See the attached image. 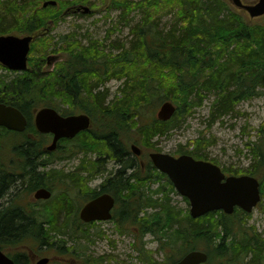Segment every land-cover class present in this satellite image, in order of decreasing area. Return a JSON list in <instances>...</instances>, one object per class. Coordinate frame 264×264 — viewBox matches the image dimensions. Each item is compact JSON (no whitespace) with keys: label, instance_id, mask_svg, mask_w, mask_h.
Listing matches in <instances>:
<instances>
[{"label":"trees","instance_id":"1","mask_svg":"<svg viewBox=\"0 0 264 264\" xmlns=\"http://www.w3.org/2000/svg\"><path fill=\"white\" fill-rule=\"evenodd\" d=\"M44 1L0 0L1 12L10 19L8 25L1 15L0 33L40 35L30 45L26 71L9 80L0 73V101L17 107L27 118L23 132L0 127V197L21 184L29 193L45 186L54 194L38 203L19 201L17 194L6 205L0 204V247L21 264L29 251H40L43 246H57L63 253L53 240L74 236L83 226L96 223L80 221L78 208L81 198L96 195L97 189L82 182L74 171L46 170L54 158L81 153L79 164L91 178L103 172L111 158L121 164L117 174L101 184L102 190L115 197L111 221L120 234L132 236L131 245L141 263L171 264L198 249L206 251V264H264V235L247 225L250 213L236 208L227 214L215 210L190 216L188 207L172 201L176 191L167 176L147 155L142 160L144 150L160 151L156 136L185 122L210 93L214 99L209 125L217 116L232 112L238 102L261 92L264 20L250 24L226 0H102L109 3L106 10H121L120 23L128 24L133 13L141 12V20L130 28L128 46L114 43L107 47L91 37L84 44L74 31L51 43L50 33L65 11L83 0H57L53 6H43ZM163 13L172 14L169 31L157 27L156 16ZM49 46V52L58 50L64 57L52 70L44 66ZM41 66L42 71L36 69ZM0 68L5 69L1 64ZM112 78L122 82L117 86L119 94L108 101L109 90L95 88ZM164 100L173 102L176 109L170 119L161 121L155 107ZM45 105L63 115L85 112L92 127L75 140L60 138L55 150L46 151L49 134L40 133L33 123L34 111ZM129 142L142 148L139 158L132 155ZM192 143L193 149L178 145L174 154L208 158L205 149L211 142L204 135ZM254 143H246L252 157L248 168H222L229 174L259 178L262 198L264 133ZM136 159L142 163L138 165ZM146 235L157 242L163 261L154 259ZM102 261L90 255L83 264Z\"/></svg>","mask_w":264,"mask_h":264},{"label":"rangeland","instance_id":"2","mask_svg":"<svg viewBox=\"0 0 264 264\" xmlns=\"http://www.w3.org/2000/svg\"><path fill=\"white\" fill-rule=\"evenodd\" d=\"M5 2L6 0H2ZM88 2L80 1V3L89 6L94 11L87 14H81V12L73 13L69 11L51 31L53 40L55 42L60 35H66V33H72L74 31L77 34V38L82 43L86 44L87 40L91 38L97 39L99 42H103L107 45L110 44H124L128 46L129 40L132 38L130 28L141 20V12H136L131 15L132 19L127 23H120L119 15L121 10L113 7L111 10L107 6L109 3H104L102 0H87ZM135 1V0H133ZM228 1V0H226ZM252 2L253 0H244ZM231 5V0L228 1ZM233 6V5H232ZM235 7V6H234ZM238 12L244 14L247 22L253 24L254 22H261L264 20V15L260 17L251 18L248 14L235 7ZM0 7V17L8 25L10 19L8 14L2 13ZM156 20L158 22V29L169 31L172 25L173 17L170 13H163L160 17L157 15ZM116 29L114 30L113 28ZM113 29V30H112ZM9 32V31H8ZM58 47V46H56ZM50 46L47 48L46 54H55L60 52H49ZM51 48L53 45L51 44ZM41 49V47H40ZM108 50V48H106ZM116 51V49H114ZM35 58V57H34ZM0 73L3 74L7 80L15 77L18 73L12 70H5L0 68ZM122 82V79L112 78L107 80L103 85H99L95 88L104 90L107 88L109 94L107 96L108 101L112 100L115 95L119 94L117 90L118 84ZM261 92L252 99H246L238 102L232 112L223 113L212 120L211 125V102L214 99V95L210 93L202 105L196 108V112L188 116L185 122L181 123L176 128L170 130L168 134L164 136H156V147L161 152H168L171 154L176 153L178 145H186L188 148L193 149V141L200 136L204 135L211 144L205 149L206 157L210 160H214L221 167L233 165L238 168H248L252 160L251 155L248 152L246 143L250 141L254 145L258 141L259 136L264 133V87H259ZM159 104L155 107V110ZM131 142V141H130ZM129 142V145H130ZM144 149V148H143ZM149 150H144L142 160L147 155ZM82 154L71 156V158L56 159L48 165V169H63L64 171H71L72 168L78 164L79 158ZM111 163L107 166L110 168ZM99 180L92 182V185L96 187ZM18 194L17 200H22L24 203L30 198V194L24 184L18 187L14 186L7 194L0 198V203L6 205L14 195ZM172 201L181 207H188V203L184 201L183 196L180 193L172 194ZM247 225H254L258 232L264 235V197L260 201V204L251 211V217L247 221ZM82 230L74 236L65 235L62 239L53 240L54 244L61 246L63 253L57 249H54L58 255V260L64 264H75L70 256L80 259L83 263V259L87 256L102 257V264H143L138 259V255L135 249H133L132 236L126 234H120L114 228L113 222L109 219L107 221H98L94 225L83 226ZM102 232L101 236L97 232ZM83 238L81 236H85ZM31 237V235H29ZM150 235L145 236L147 241V248L153 253L155 260L163 261L164 255L161 252H157V242L150 239ZM113 240V243L110 242ZM68 248V250H66ZM70 248V250H69ZM52 252H47L50 254ZM54 264V263H53Z\"/></svg>","mask_w":264,"mask_h":264},{"label":"water","instance_id":"3","mask_svg":"<svg viewBox=\"0 0 264 264\" xmlns=\"http://www.w3.org/2000/svg\"><path fill=\"white\" fill-rule=\"evenodd\" d=\"M234 4L243 8L251 17L264 14V0L244 3L232 0ZM57 0H46L43 6L55 5ZM83 9L89 13L90 8L84 5L69 8L67 11L77 12ZM35 38L31 35H15L13 33L0 34V63L7 69L23 71L27 67L30 44ZM59 55L47 56V61L59 59ZM175 105L165 100L158 107L156 117L167 120L175 113ZM35 127L41 133H51L52 141L46 146L47 150L56 148L59 138H70L90 125V117L85 113L61 115L50 106L41 107L34 114ZM27 119L21 111L0 101V126L8 130L22 132ZM133 152L140 155L141 149L131 144ZM153 165L167 174L176 191L188 199L189 215L199 217L206 212L221 210L225 214L232 213L235 207L250 211L260 200L259 180L253 175H226L215 163L208 160L196 159L190 154L174 156L167 152L154 151L149 153ZM51 191L45 187L38 188L33 194L34 199H48ZM114 197L107 193L96 195L81 208L79 218L84 223L93 220H107L111 217ZM207 253L200 250L189 251L181 259L172 264H203ZM49 258L41 257L36 264H47ZM0 264H15L0 247Z\"/></svg>","mask_w":264,"mask_h":264},{"label":"flooded vegetation","instance_id":"4","mask_svg":"<svg viewBox=\"0 0 264 264\" xmlns=\"http://www.w3.org/2000/svg\"><path fill=\"white\" fill-rule=\"evenodd\" d=\"M61 56V59H55L54 61H50V62H45V65L44 66H46V65H49L50 64V66H52V67H54L55 65H56V63L58 62V61H60V60H63L64 59V57H62V55H60ZM43 66V67H44ZM51 67V68H52ZM50 68V69H51ZM37 70H41L42 71V66H41V68L40 67H37L36 68ZM108 102V101H107ZM109 103V102H108ZM34 113H35V111H34ZM34 116V115H33ZM34 119V118H33ZM33 123H34V121H33ZM90 126H91V124H90ZM92 127V126H91ZM89 129H91V128H88V129H86V130H89ZM82 131H84V130H82ZM82 131H79L78 133H76L75 135H73V136H71L70 138H66V139H71V140H75L77 137H79L80 136V133L82 132ZM79 154H81V153H79ZM81 157H82V155H81ZM81 159V158H80ZM103 159H106V157H104L103 156ZM137 161H138V165L139 164H141V161L140 160H138V159H136ZM80 162H79V160H78V164H76L75 165V167L74 168H72V170H71V172L72 171H74V172H76L77 174H78V176L81 178V181L82 182H84V181H86V184L87 185H89V187L91 188V189H97V193H96V195H99V194H102V193H107V194H110L111 196H112V194L108 191H103L102 190V183L104 182V180L107 178V176H115L116 174H117V172L116 171H118V169L120 168V166H121V164H119L118 162H116L115 160H113L112 158H111V160L110 161H108L107 162V164H106V166H105V168H104V170H103V172H99V174L96 176V178H91L90 176H91V173H87V171L85 170V168H84V166H81L80 164H79ZM111 163V166H110V168H108L107 166L109 165ZM130 171V170H129ZM96 180H99L100 182L99 183H97L96 185V187H94L93 185H92V182H94V181H96ZM40 187H45V186H37V188L33 191V192H31V194H30V198L28 199V201H31L32 203H38V202H44V201H47V200H45V199H34L33 198V194L35 193V191L38 189V188H40ZM25 188V187H24ZM45 188H47V187H45ZM48 190H50L51 191V196H52V194H54V191L52 190V188H47ZM96 195H91L90 197L87 195V194H85V196H83L82 198H81V200H80V202H79V204H80V206H79V210H78V218H79V213H80V210H81V208L85 205V203L86 202H88L89 200H91V199H93V198H95L96 197ZM4 195H2V197H3ZM15 196V195H14ZM13 196V197H14ZM50 196V197H51ZM2 197H0V198H2ZM12 197V198H13ZM49 197V198H50ZM114 197V196H113ZM114 199H115V197H114ZM49 200V199H48ZM1 204V203H0ZM115 205V204H114ZM114 207V206H113ZM112 207V208H113ZM114 209V208H113ZM113 209L111 210V214H112V211H113ZM79 220H80V218H79ZM54 249H56V247L54 246V247H52V249H50V248H46V246H43V249L42 250H38V249H33V250H31V251H29L28 252V256H27V259L26 258H24L25 259V261H23V259H21V261H23V262H21V264H24V263H27V264H29V263H31V264H36L37 263V261L38 260H40V258L41 257H47V258H49V262L47 263V264H63V263H61V260H58L57 259V257H56V255H58L57 253H56V251L54 250ZM68 249V248H67ZM70 250V249H69ZM38 251V252H37ZM47 252H52V253H50L49 255L48 254H46ZM70 258H72L74 261H76V263L75 264H83L82 262H81V260L80 259H77V258H75V257H73V256H70ZM15 261V260H14ZM15 264H17L16 263V261H15ZM64 264H66L65 262H64ZM70 264V263H69Z\"/></svg>","mask_w":264,"mask_h":264},{"label":"bare ground","instance_id":"5","mask_svg":"<svg viewBox=\"0 0 264 264\" xmlns=\"http://www.w3.org/2000/svg\"><path fill=\"white\" fill-rule=\"evenodd\" d=\"M6 105H7V104H6ZM10 105H11V104H10ZM10 105H9V106H10ZM11 106H13V105H11ZM14 107H15V106H14ZM16 108H17V107H16ZM34 114H35V113H34ZM33 117H34V116H33ZM33 121H34V119H33ZM34 126H35V122H34Z\"/></svg>","mask_w":264,"mask_h":264}]
</instances>
